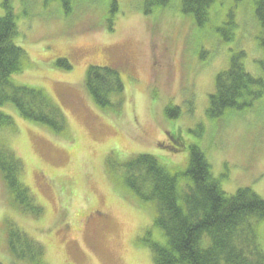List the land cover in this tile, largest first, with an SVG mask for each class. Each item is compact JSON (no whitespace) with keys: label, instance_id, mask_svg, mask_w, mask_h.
Returning <instances> with one entry per match:
<instances>
[{"label":"rangeland","instance_id":"1","mask_svg":"<svg viewBox=\"0 0 264 264\" xmlns=\"http://www.w3.org/2000/svg\"><path fill=\"white\" fill-rule=\"evenodd\" d=\"M144 1L116 0L113 13L112 0H78L69 11L59 0H8L17 16L15 42L25 52L24 70L13 80L44 90L67 128L55 135L5 110L15 127L0 139L22 161V182L43 211L23 214L0 177L1 264H31L13 260L12 227L44 248L41 264H154L155 207L124 181L122 165L134 155L155 156L182 174L197 146L228 195L250 188L264 199V89L244 110L218 119L207 113L216 77L232 57L264 83L256 0H215L202 27L180 11V0L148 16ZM58 59L72 69L57 68ZM91 66L119 71L121 108L95 105L85 87ZM167 107L180 115L168 118ZM173 133L184 143L175 144ZM257 231L264 251V223Z\"/></svg>","mask_w":264,"mask_h":264},{"label":"trees","instance_id":"2","mask_svg":"<svg viewBox=\"0 0 264 264\" xmlns=\"http://www.w3.org/2000/svg\"><path fill=\"white\" fill-rule=\"evenodd\" d=\"M59 1L69 11L78 0ZM171 1L145 0L144 15L154 13L157 7L166 8ZM214 2L180 0V11L191 15L202 27L211 19ZM111 5L112 12H116V0ZM2 6L5 14L0 17V132L15 127L14 118L5 111L11 109L21 120L60 135L67 128L62 110L44 90L13 80L24 70L25 52L15 42L17 16L8 0ZM254 6L261 28L259 44L264 51V0H256ZM239 60L240 57H232L229 68L216 77L215 92L210 96L207 111L211 119L244 110L250 100L262 97V79L249 74ZM55 66L66 71L72 69L67 59H58ZM85 87L101 110L119 109L124 103L125 85L115 68L91 66ZM180 112L174 107H167L165 111L170 119H176ZM172 137L175 144L183 142L175 133ZM122 166L127 189L143 204L155 207L153 226L159 237L149 243L154 264H264L257 231V224L264 223V199L250 188L228 195L199 147H190L189 165L182 174L148 154L134 155ZM23 173L22 161L0 139V177L6 191L23 214L40 217L43 208L22 182ZM182 181L187 185H182ZM8 243L15 263L41 264L44 248L21 230L12 227Z\"/></svg>","mask_w":264,"mask_h":264}]
</instances>
